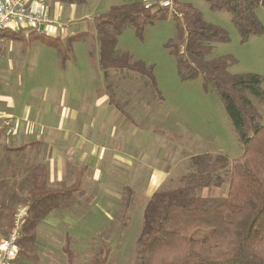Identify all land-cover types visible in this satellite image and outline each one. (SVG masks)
Instances as JSON below:
<instances>
[{"label": "rangeland", "instance_id": "1", "mask_svg": "<svg viewBox=\"0 0 264 264\" xmlns=\"http://www.w3.org/2000/svg\"><path fill=\"white\" fill-rule=\"evenodd\" d=\"M131 1H58L67 7V16L69 7L76 6L80 18L76 26L68 25L69 34L80 36L71 44L64 67L56 49L44 45L45 36L37 32L30 38L31 31H24V40L0 41V108L12 112L19 121L30 110L39 125L65 129L59 134L70 141L64 142L65 146L78 143L79 151L90 154L84 164L88 168L83 185L86 195L74 209L77 215L89 213L94 220L106 217L89 227L78 224L77 233L83 234L80 241L75 239L77 229L72 227L74 264H90L102 255H108V264H139L135 243L152 194L177 185L195 168V157L218 154L228 161L214 179L220 177L224 184L199 194L224 197L229 192L231 162L244 154L215 87L205 89L202 77L194 81L180 78L176 58L165 49L176 34L174 20L147 26L143 38L127 26L115 46V54L127 52L133 60L154 68L160 95L147 78L128 70L100 67L94 21L111 6ZM50 2L55 4L54 0ZM189 2L206 22L223 28L230 36L228 43L210 44L209 58L232 57L236 63L228 69L229 75L254 73L264 79V34L243 42L229 12L213 11L205 0ZM257 16L264 27V7L258 8ZM252 100L264 125V103ZM31 122L34 119L29 120V125ZM84 165H72L70 160L66 169L76 178ZM67 185L70 184L62 188ZM127 187L132 190L128 206ZM93 196L91 204L109 206L110 211L97 214L87 205ZM82 206L85 214L77 210ZM54 231L38 230L34 244L27 248L36 264H67L58 247L62 246L65 232Z\"/></svg>", "mask_w": 264, "mask_h": 264}, {"label": "trees", "instance_id": "2", "mask_svg": "<svg viewBox=\"0 0 264 264\" xmlns=\"http://www.w3.org/2000/svg\"><path fill=\"white\" fill-rule=\"evenodd\" d=\"M205 1L211 10L231 14L243 42L264 34L257 16L258 8L264 7V0ZM169 19L176 24V34L165 49L176 58L180 78L194 81L202 77L205 89L215 87L244 147V154L231 162L229 182L227 180L229 192L224 197L199 194L224 184L220 177L214 179L215 173L228 161L218 154L195 157V168L181 177L177 185L154 192L143 211L135 243L137 260L139 264H264V125L260 123L261 114L252 100L264 103V79L254 73L229 75L228 69L236 63L232 57L209 58L210 44L228 43V32L206 22L189 0H174L172 9L157 4L150 8L143 0H132L111 6L94 21L100 67L103 70H128L147 78L151 88L160 95L154 68L133 60L127 52L115 54V46L118 35L127 26H132L143 38L147 26ZM15 32L0 31V41L25 39L23 30ZM35 34L31 32L29 37H35ZM79 36L80 33L70 34L65 41L45 37L43 43L56 49L64 67L70 46ZM17 151H24V147ZM7 171L0 167V242L10 232L16 210L28 205L29 214L19 241L16 264H34L36 258L28 253L29 250L27 252V248L34 244L40 223L52 211L67 208L77 200L78 194L84 195L85 169L80 171L71 187L56 190L47 187V170L40 166L32 172L27 194L23 197L16 190L20 186L17 179L8 178L9 182L6 179ZM126 191L128 206L131 190ZM15 204L20 206L16 208ZM71 240L67 236L63 248L68 264H73L74 260ZM107 263V255L91 261V264Z\"/></svg>", "mask_w": 264, "mask_h": 264}, {"label": "crops", "instance_id": "3", "mask_svg": "<svg viewBox=\"0 0 264 264\" xmlns=\"http://www.w3.org/2000/svg\"><path fill=\"white\" fill-rule=\"evenodd\" d=\"M54 3L55 4L51 3L52 5L51 7L53 11L55 10L56 16H62L61 24L66 25L68 27V25L76 26L77 23L80 22V18H77L79 17L78 16L79 11L76 6L69 7L71 9L69 10L67 16V11H66L67 7H64L60 2H54ZM60 7L62 9H60ZM60 39L63 41L66 38L64 39L60 38ZM0 114H1L0 116H2L0 117V167L3 166L7 168L8 177L6 179L8 178L13 180L17 179L16 181L20 186H18L16 190L19 192L20 197H23V195L27 194L28 183L31 181V174L35 169H37L40 166H43L47 170V187L49 189H56V190L63 189L62 186L66 185L67 183H69L70 185H67V187L64 188L71 187V185H73L76 182L81 170L85 169V176H86L88 168L85 167L84 164L86 163V161H88L90 154L87 151H79L78 143L76 146L73 145L74 142L70 146L68 145L65 146L63 143L64 142L70 143V141L59 135L65 132L64 131L65 129L61 128L60 126L58 128H54L53 126L45 127L44 125L41 124L39 125L38 118H34L35 116L32 118V113L30 112V110H27V113L24 116V118H22V121L16 120V116L12 112L9 111L7 112V110H3L2 108H0ZM8 116L14 118L13 121L14 129L12 132L8 131V129L5 127V120L3 118ZM33 119L35 122H31L32 124L29 125V120H33ZM66 131L69 132L68 129ZM54 132L56 134L55 136H52ZM89 141L90 140L86 139V142ZM22 147H24V151H17L18 148H22ZM70 160H72V165L75 162L78 165H84L78 170L76 178L71 170L66 169L67 162ZM4 170L5 169L2 168V171ZM12 173H14V175ZM85 176H84V180H85ZM84 180H83V185H84ZM4 182H2V184L6 186L7 184H4ZM128 188L129 187H127L126 189ZM12 190L14 189L12 188L11 191ZM85 195L86 194L84 191V195L79 196L78 194L77 200L72 202L67 208L57 209L52 211L40 223L37 229V232L38 230L39 232H41V230L56 232L54 230H58V229L65 232V237L63 239L62 246H58V247L60 248L59 252L60 253L62 252V256H64V258L66 257L67 264H68V257L64 253L63 248L65 246L67 236H70L72 238V243L74 241V238L70 235V231L71 232L73 231L72 227L77 229L75 233L76 236L78 237H76L75 239L78 238L80 241L81 238H83V234L77 233L79 232L77 228L78 224L80 225L82 222V224L85 225V227H89L95 224V221L103 220V218L106 217V216L105 217L97 216L98 218L94 220L93 218L91 219L89 217V213L86 214L88 217L86 215L85 216L77 215V211L75 212L74 205L75 203L83 199ZM95 196L90 197L91 198L90 200L87 198L89 200L87 205L93 208L96 211V213L99 215H101V213L104 214L105 212L108 213L110 211L109 206L100 207L90 203L92 198H94ZM83 207L84 206H82L81 209L77 207V210H79L80 213L85 214V211L83 212ZM71 250L74 252L72 246H71ZM75 259H76V255L74 253L73 264ZM108 262H109V258H108ZM33 263L36 264L35 261Z\"/></svg>", "mask_w": 264, "mask_h": 264}, {"label": "built area", "instance_id": "4", "mask_svg": "<svg viewBox=\"0 0 264 264\" xmlns=\"http://www.w3.org/2000/svg\"><path fill=\"white\" fill-rule=\"evenodd\" d=\"M143 2L150 8L156 4L170 9L174 6V0H143ZM61 18L62 16H56L49 0H0V31L28 30L45 37L64 39L70 34L69 28L61 24ZM3 119L5 127L12 132L14 118L8 116ZM28 214V205L20 206L14 213L10 232L0 242V264H16L20 252L19 241L23 237Z\"/></svg>", "mask_w": 264, "mask_h": 264}]
</instances>
